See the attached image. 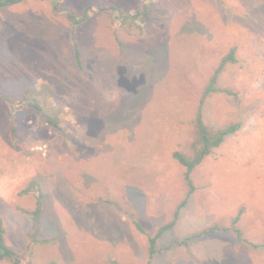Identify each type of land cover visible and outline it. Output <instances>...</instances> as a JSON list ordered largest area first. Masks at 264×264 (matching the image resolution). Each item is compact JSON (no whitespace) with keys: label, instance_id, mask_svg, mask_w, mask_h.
Masks as SVG:
<instances>
[{"label":"rangeland","instance_id":"obj_1","mask_svg":"<svg viewBox=\"0 0 264 264\" xmlns=\"http://www.w3.org/2000/svg\"><path fill=\"white\" fill-rule=\"evenodd\" d=\"M90 2L118 11L72 25L53 8ZM231 48L217 78L231 93L201 111L210 129L241 126L192 170L186 197L172 154H192L204 88ZM0 90L13 100L11 112L0 101V217L19 264H264L233 232L264 243V0H21L0 8ZM32 181L35 228L36 186L21 192ZM183 200L147 263V237Z\"/></svg>","mask_w":264,"mask_h":264},{"label":"trees","instance_id":"obj_2","mask_svg":"<svg viewBox=\"0 0 264 264\" xmlns=\"http://www.w3.org/2000/svg\"><path fill=\"white\" fill-rule=\"evenodd\" d=\"M19 1H21V0H0V8H5V7H7L13 3L19 2ZM53 8L56 12L62 11L64 13L65 17L68 19V21L72 25H78V24L82 23L88 17L89 11H97V12H102L105 10L118 11V9L112 4L92 3V2L87 3L86 5L81 7L79 10H76L74 8H67V7L61 8L58 4H54ZM233 61H234V48H231L228 51V53L221 58L218 66L214 70V72L211 75L207 85L204 88L203 97L200 99L197 111H196L195 116H194L195 140H194L193 146H192V148H193L192 154L186 155V154L178 152V151H175L172 154L173 158L180 165H182L184 167L183 177H184V180H185L187 187H188L186 197L193 191V184H192V181L190 178V174H191L192 170L202 161V159L206 155H208L212 151V149L218 147L224 141V139L226 137L235 133L241 126V123L239 121H236V122L229 123L226 126L219 128V129H210L205 124V122L203 121L202 111H201V106H202L203 100L210 93L219 92V91H222L225 93H231L228 89L220 88L217 85V78H218V74L220 73V71L224 67V65L228 62H233ZM27 92L30 93L31 91L26 90L20 101H24V99L26 100ZM0 101L7 102L8 106H9L8 107L9 111L11 112V106L13 105V100L8 98L6 95L2 94L1 90H0ZM29 104L34 108V110L38 114H40L42 116V118L54 130H59L57 119L51 117L50 114H46L43 111L42 107L36 102V99L32 98V102ZM10 127H11L12 136L14 138L18 137V134H17L18 129L16 128L13 121L11 122ZM33 186H36V190H37V193L35 194L36 195V206H35V209L32 212H30V214L32 215L33 225L35 228L37 226V223H38L39 204H40V198H41V194L39 192V187L37 186V184L34 181H32V182H30L29 186H27L21 192L22 193L30 192V191H32ZM184 201L185 200H183L178 205L177 209L174 212V219L171 222L161 226L155 235L147 237V240H148L147 263H149L151 261L153 255L156 252V248H155L156 238L158 237V235L161 234V232L163 230L171 227L174 224V222L178 216V211H179L180 207L183 205ZM238 218H239V214L234 216V218L232 219V223L235 224L238 221ZM131 220H132L133 225L135 226V228L138 231L144 232L143 227L140 225V223L138 222V220L136 218L132 217ZM233 228H234L233 232L235 233L236 238L240 242H242L244 245H248V246L251 245L254 248L264 249V243H255V244L251 243L247 239L243 238V236L241 235V233L237 227H233ZM214 229H216V228L211 227V228L204 229L198 233H194V234L186 237L184 240L180 241V244H186L188 239H190L192 237L203 236L204 234L211 232ZM5 233H6V231H5V227L3 224V220L0 217V260L7 259V260H10L11 262H13L14 264H19L21 261V258L6 243Z\"/></svg>","mask_w":264,"mask_h":264}]
</instances>
